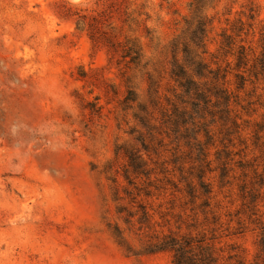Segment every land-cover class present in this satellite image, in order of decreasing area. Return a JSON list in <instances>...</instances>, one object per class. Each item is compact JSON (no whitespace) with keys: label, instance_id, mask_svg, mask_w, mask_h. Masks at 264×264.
I'll use <instances>...</instances> for the list:
<instances>
[{"label":"rangeland","instance_id":"obj_1","mask_svg":"<svg viewBox=\"0 0 264 264\" xmlns=\"http://www.w3.org/2000/svg\"><path fill=\"white\" fill-rule=\"evenodd\" d=\"M263 35L264 0H0V264H173L146 250L166 234L264 264ZM184 49L225 79L187 93ZM124 149L149 173L126 179Z\"/></svg>","mask_w":264,"mask_h":264},{"label":"trees","instance_id":"obj_2","mask_svg":"<svg viewBox=\"0 0 264 264\" xmlns=\"http://www.w3.org/2000/svg\"><path fill=\"white\" fill-rule=\"evenodd\" d=\"M263 45H264V35H263ZM122 50H121V57L123 59H128L127 63L130 64H138L141 59V50L139 46L133 42L132 40L128 39L125 41V43H122ZM111 47L117 50L118 46L116 43H112ZM239 55H238V62L237 67L241 68L242 60L245 57L244 55V48L242 45L239 47ZM184 62L179 63L177 59H175L172 63L171 68V78L178 83L180 87H182L187 93L190 92V90L193 87H197L199 82L196 78L199 80H202L203 78H212V80L218 82L219 79H225V74L220 75V69H217L213 71L212 69H207L206 65L203 63L202 60H196L192 61L189 57V50L184 49ZM258 60V64L260 65L261 71L264 72V46H263V52L261 53V57ZM193 66V67H192ZM256 68V64L253 66ZM237 78L241 80V84L245 81L242 74H236ZM219 93H214V97L219 101L218 99L221 97V95H218ZM195 97L197 99H203V93L196 91L194 93ZM221 98H224V100L228 101L230 96H222ZM136 100L133 96L132 91H128V94L125 96L123 103L128 104L131 101ZM209 102V100H208ZM192 110L193 113L198 112V105L196 102L192 103ZM178 115H180L178 117ZM191 112L186 109H174L171 116L168 117V120L166 121L169 123V126L173 128L174 130H177L178 125L181 123H185L187 120V116L191 118ZM145 127H148L147 124L143 123ZM206 138L208 139V133L206 132ZM141 144L143 150L148 153L150 151V145L147 144L144 140L138 139ZM198 142V145H200V142ZM140 150H128L124 149V156L128 159V165L125 170V176L126 179H129L130 173L139 176V175H146L149 172L147 171L146 161L143 158V155L139 153ZM224 164V163H223ZM225 167V166H224ZM223 171H225V168H222ZM224 176V173L222 174ZM199 178V185L201 188V194H209L211 192L210 187L207 184L203 183V175L198 176ZM130 183L131 180L129 181ZM196 191L193 190V193ZM192 239L188 235H174V234H166L163 235L161 238L156 239L152 242H150L146 250L147 252L154 253L158 251H165L169 250L173 253V264H216L215 258L212 255V252L210 251V248L208 245H206L204 248L202 246H197L196 248L191 246ZM260 245H264V239L261 240ZM264 248V247H262Z\"/></svg>","mask_w":264,"mask_h":264}]
</instances>
